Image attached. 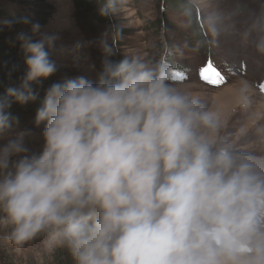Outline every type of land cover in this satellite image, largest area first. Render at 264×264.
Segmentation results:
<instances>
[{"label": "clouds", "instance_id": "1", "mask_svg": "<svg viewBox=\"0 0 264 264\" xmlns=\"http://www.w3.org/2000/svg\"><path fill=\"white\" fill-rule=\"evenodd\" d=\"M97 4L109 16L117 0ZM16 39L30 55L20 87L0 97V136L18 123L12 101L35 100L32 84L57 71L45 50L56 36ZM115 44H102L96 83L47 89L40 152L30 130L0 148V239L20 250L45 238L74 264H264V154L221 138L170 64L113 62Z\"/></svg>", "mask_w": 264, "mask_h": 264}, {"label": "rangeland", "instance_id": "2", "mask_svg": "<svg viewBox=\"0 0 264 264\" xmlns=\"http://www.w3.org/2000/svg\"><path fill=\"white\" fill-rule=\"evenodd\" d=\"M87 1L88 7L79 8L77 0H0V56L10 52L1 43L21 42L16 39L20 32L33 41L57 37L53 47L45 46L57 71L41 78L48 83L32 84L42 105L53 84L81 76L96 83L105 59L102 44L116 42L109 59H164L183 75L179 86L215 114L221 138L264 154V80L261 89L255 84L264 76V53L258 50L264 46V0H119L109 16L100 15L97 0ZM34 2L51 6L36 35L28 21L37 20L29 9ZM16 69L25 77V59L17 61ZM36 114L0 136V148L18 132L30 130L28 147L40 152L46 122L37 126ZM65 253L49 248L45 238L20 250L0 239V262L9 256L13 264H59L55 259Z\"/></svg>", "mask_w": 264, "mask_h": 264}, {"label": "trees", "instance_id": "3", "mask_svg": "<svg viewBox=\"0 0 264 264\" xmlns=\"http://www.w3.org/2000/svg\"><path fill=\"white\" fill-rule=\"evenodd\" d=\"M118 1L119 0H117V3ZM77 4L80 5L79 8H85L88 7L91 2L87 0H77ZM30 5L32 6L29 9L34 13L36 12L35 15L37 17V20L32 21L29 19L28 21L30 23L38 22L40 25L45 24V22H47L50 17L49 12H47L46 10L51 9V6L45 4L38 5L36 4V2ZM1 45L6 48L7 52L10 51L8 54H2L0 56V97H3L7 94V89L20 87L24 76L16 69L17 61H19L20 59L26 60V56L30 54L25 52L24 48L22 47V42H9L8 44H6V46L2 42ZM41 81L44 83H48V80L40 79L34 82V84L40 83ZM41 106L42 104L38 99L31 100L26 104H20L19 102L13 100L11 103V107L7 109L11 116L18 120V123H14L13 127L21 124L28 115L37 112V110ZM60 259H63V262ZM55 260H57L56 263L59 262V264H74V261L68 252L63 256H59ZM0 263L13 264V261L8 256L6 260L3 259Z\"/></svg>", "mask_w": 264, "mask_h": 264}, {"label": "snow or ice", "instance_id": "4", "mask_svg": "<svg viewBox=\"0 0 264 264\" xmlns=\"http://www.w3.org/2000/svg\"><path fill=\"white\" fill-rule=\"evenodd\" d=\"M175 75V74H174ZM176 78H180V79H183V75L181 74L179 77H176ZM222 82V81H221Z\"/></svg>", "mask_w": 264, "mask_h": 264}]
</instances>
